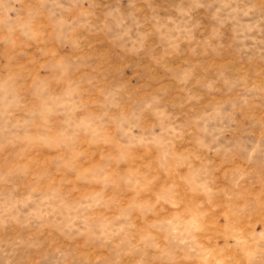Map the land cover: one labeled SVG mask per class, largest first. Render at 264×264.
<instances>
[{
    "label": "rangeland",
    "instance_id": "374dc122",
    "mask_svg": "<svg viewBox=\"0 0 264 264\" xmlns=\"http://www.w3.org/2000/svg\"><path fill=\"white\" fill-rule=\"evenodd\" d=\"M0 264H264V0H0Z\"/></svg>",
    "mask_w": 264,
    "mask_h": 264
}]
</instances>
